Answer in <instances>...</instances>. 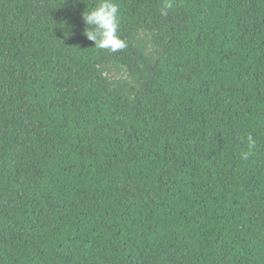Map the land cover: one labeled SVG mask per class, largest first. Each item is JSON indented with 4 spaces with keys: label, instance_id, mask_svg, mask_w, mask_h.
Wrapping results in <instances>:
<instances>
[{
    "label": "trees",
    "instance_id": "trees-1",
    "mask_svg": "<svg viewBox=\"0 0 264 264\" xmlns=\"http://www.w3.org/2000/svg\"><path fill=\"white\" fill-rule=\"evenodd\" d=\"M0 0V264H264V0Z\"/></svg>",
    "mask_w": 264,
    "mask_h": 264
},
{
    "label": "clouds",
    "instance_id": "clouds-1",
    "mask_svg": "<svg viewBox=\"0 0 264 264\" xmlns=\"http://www.w3.org/2000/svg\"><path fill=\"white\" fill-rule=\"evenodd\" d=\"M85 35L94 42L95 48L116 53L127 47L126 41L118 35L120 8L115 0H98L94 7L82 13Z\"/></svg>",
    "mask_w": 264,
    "mask_h": 264
}]
</instances>
